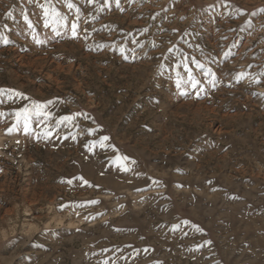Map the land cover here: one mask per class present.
Listing matches in <instances>:
<instances>
[{
  "label": "rangeland",
  "instance_id": "obj_1",
  "mask_svg": "<svg viewBox=\"0 0 264 264\" xmlns=\"http://www.w3.org/2000/svg\"><path fill=\"white\" fill-rule=\"evenodd\" d=\"M261 9L0 0V264H264Z\"/></svg>",
  "mask_w": 264,
  "mask_h": 264
},
{
  "label": "snow or ice",
  "instance_id": "obj_2",
  "mask_svg": "<svg viewBox=\"0 0 264 264\" xmlns=\"http://www.w3.org/2000/svg\"><path fill=\"white\" fill-rule=\"evenodd\" d=\"M34 0H29V3H33ZM88 3H92L93 0H87ZM105 2L107 3V0H105ZM129 3H132L133 0H128ZM119 3V0H117V4ZM43 8V13H44V27H48L50 24L52 25H61L63 24V21L66 19L65 16L61 15L58 11H56V9L53 8H49L48 6H41ZM67 7L69 9H71L73 7L72 3H67ZM261 11H264V9H261ZM9 15L11 16L12 14L9 13ZM25 21H26V26L31 28L32 25L30 23H27V17H25ZM77 28H78V24L76 21L71 22V32L73 34V36L76 35L77 33ZM5 43H7V40L4 41ZM38 43H42V41H37ZM169 51L171 52L172 49H169ZM225 55H227V53H225ZM192 63L195 64L196 68L198 69H203L204 65L201 64L200 62L196 61L195 59L192 60ZM183 65L184 71L188 73V78L187 80H184L183 83L184 84H190V86L192 88H196L199 81L197 79H195L192 75L191 69H189L188 67V61L182 60V61H178L174 67L178 68L180 67V65ZM161 69H164L165 65L164 64H160L159 66ZM205 76H210L212 75L210 73V71L205 70ZM247 74L246 73H239L238 74V79H243ZM261 75H264V73H261ZM177 79H176V87L180 88L181 87V83H182V79L180 77V74L177 72L176 73ZM213 84H215V77L213 76ZM256 83H259L258 80L255 81ZM201 91H203V89H200ZM5 90L0 89V95L4 94ZM12 96H16V97H20L22 99H27V97H24L22 94L18 93V92H12L11 93ZM49 104L52 103L51 101L48 102ZM48 107V104H36L35 102H33L32 107L28 108H22L21 110L15 112V119H16V125H14L12 128L8 129V133L10 134L15 127L17 126H22L23 131L25 133H28L30 130V123H31V117L32 116H36V117H40L43 116L45 119L48 118L49 113L47 111H45V109ZM64 121H71L73 119V117L71 116H66L63 118ZM43 135L45 137L50 136L51 133L48 132L47 130L44 131ZM109 139V137L107 136H103L101 137L100 140V146L103 147L104 146V142L107 141ZM128 160V157L126 156H117L116 157V162L120 163V166L123 170L127 171L128 169L126 167H124L123 163H121L122 161H126ZM68 183H71V181H68ZM95 203V202H94ZM187 223V222H185Z\"/></svg>",
  "mask_w": 264,
  "mask_h": 264
}]
</instances>
